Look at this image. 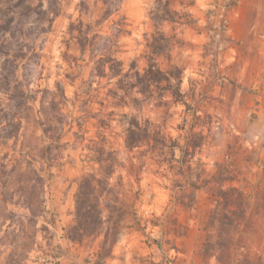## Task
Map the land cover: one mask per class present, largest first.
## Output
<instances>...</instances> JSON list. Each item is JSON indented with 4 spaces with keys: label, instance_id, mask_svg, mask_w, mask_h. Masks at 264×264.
<instances>
[{
    "label": "rangeland",
    "instance_id": "obj_1",
    "mask_svg": "<svg viewBox=\"0 0 264 264\" xmlns=\"http://www.w3.org/2000/svg\"><path fill=\"white\" fill-rule=\"evenodd\" d=\"M80 1L60 0L59 14L49 31L39 34L42 24L49 26L42 13L45 0L41 9H35L38 0H30L32 9L20 0H0V38L11 36L14 50L24 40L35 41L40 54V64L29 79L30 109L15 138L0 139V264H252L251 251L242 249L256 248L258 234L264 231V153L242 158L240 173L247 169L246 174L226 177L228 169H224L214 177L222 184L212 193L218 205L209 209V193L202 194L201 225L199 220L186 219V208L200 195L198 191L178 204L173 202L172 189L180 186L173 176H179L180 170L175 161L177 149L173 153L171 148L185 143L177 137L189 116L202 121L211 133L214 116L226 104L243 119L248 96L256 95L251 103L259 110V92L264 90V0H169L167 18L172 21L165 22L152 20L156 0L123 1L119 16L114 17H123L125 24L115 55L123 64L121 76L132 63L143 72L152 37L161 31L171 48L153 57L172 80L179 75L173 66L178 68L180 98L155 88L144 98L128 88L117 89L118 77L90 78V67L68 33L69 24L79 18ZM10 18V33L1 36V26ZM2 60L1 56L0 64ZM1 70L0 66V77ZM22 71L20 67L16 73L19 79ZM243 84L249 87L242 88ZM2 88L0 128L6 124L9 102ZM57 88L65 96L59 101L66 116L61 140L66 146L60 158L48 163L41 159L50 144L42 128H50L48 136L59 133L51 104ZM132 118L149 130L157 126L165 147L156 143L150 149L146 139L139 148L126 147L124 138ZM258 118L256 113L248 117ZM216 131L222 129L217 126ZM192 141L198 143V139ZM86 146L114 151L116 168L110 183L118 186L113 200L119 207L99 235L72 243L65 231L74 219L77 186L65 183L58 161L67 163V155L88 161ZM206 147H212L211 141L202 143L201 150ZM206 159L196 150L192 167ZM31 170H39L42 189L26 185L27 179L35 178ZM39 193L44 202L33 223L26 219L29 212L24 202L37 209ZM212 212L214 258L208 260L200 252Z\"/></svg>",
    "mask_w": 264,
    "mask_h": 264
},
{
    "label": "trees",
    "instance_id": "obj_2",
    "mask_svg": "<svg viewBox=\"0 0 264 264\" xmlns=\"http://www.w3.org/2000/svg\"><path fill=\"white\" fill-rule=\"evenodd\" d=\"M46 7L42 11L43 15L47 17L49 23L48 27H44V24L40 26L38 33H46L49 31L52 20L59 14L60 0H45ZM124 0H81L79 8V18L75 23L69 24L68 33L76 41L79 50V56L83 61H86V65L90 67V78L101 79L104 77L119 78L116 83L117 89L135 91L142 97L151 95L153 89H158L162 92L171 91L173 98H180L182 96L180 92L181 77L178 68L176 78L171 79V74L162 70L160 65L155 61L154 55H163L166 50H170L171 44L169 38H167L163 32L157 31L152 37L150 47L152 49L151 54L148 57L147 65L142 73H140L132 63L129 71L122 75L123 64L116 58L117 48L119 47V36L124 32V18L119 17L114 20V17H118L121 6ZM20 3L27 9H32L30 0H20ZM169 0H156L155 12L152 13V20L160 21H172L167 18L170 12ZM44 5L43 0H38L35 9H41ZM92 8V9H91ZM11 18L7 20L6 24L1 26L2 35L10 33L9 23ZM111 22L109 26L107 23ZM12 37L0 38V57L3 60L1 66L0 86L2 85V91L6 95H9V102L7 104L8 113L6 124L0 128V139L2 138H15L17 135L22 121L26 117V111L29 107V79L32 75V70L40 64V54L36 50L35 41L31 43L25 40L17 47V50L13 48ZM13 51H16L13 53ZM168 59V57H167ZM22 68V78L19 79L16 73L19 68ZM128 78L123 80L122 78ZM172 81H175L173 86ZM92 83V81L90 82ZM89 83V84H90ZM122 85V86H121ZM58 93L52 94L51 104L53 106L55 114V123L59 131L57 135L48 136L49 129L42 128L44 136L50 140V144L44 149L42 160L53 163L60 158L61 153L65 148V144L61 143L64 129L66 126V116L61 110V102L59 100H65L64 93L61 88H57ZM125 91V90H124ZM45 92V91H43ZM48 93V92H47ZM163 96V95H162ZM138 98H134V102H137ZM127 134L124 138V144L131 149L139 148L143 145L144 139H146L147 146L150 145V149L155 147L156 143H159L161 147H165L162 140L164 138L161 130L154 125H151V129L146 126L142 127L141 124L132 118L127 124ZM192 145L184 148L181 156V163L177 166L180 170L179 175L184 171L183 164L187 163L189 169L192 168L193 159L196 154V149H201L202 143L195 146L198 143L191 141ZM179 145L171 148L174 153L175 149ZM89 152V160L93 165H101L104 169V174L108 175L111 179L112 174L116 168V161L114 158V151H106L104 147L95 146L91 148L86 146ZM175 159V158H174ZM3 158H0L2 161ZM177 161V160H175ZM3 167L5 165L3 164ZM31 173L35 178L27 179L26 185L36 189V187H43V177L39 173V170H31ZM109 179V183H110ZM33 182V185L30 183ZM194 186V185H193ZM77 195L76 194V191ZM73 196L74 212H76V225L72 228L70 226L66 229V238L72 243H81L83 239L96 235L94 231L98 226V212L95 204L89 199L91 196L92 188L90 181L85 179L79 189L78 186ZM194 193H191V195ZM226 195V194H225ZM242 195L239 193V198ZM36 201L38 208L33 209L29 202H24V207L29 212V216L26 218L30 222H35V218L42 212V204L44 200L37 196ZM5 202V201H2ZM212 218L208 220L206 227H212ZM11 222V220L9 219ZM11 224L7 225L10 228ZM213 248L211 244V235H207L206 242L203 246L204 255L212 253Z\"/></svg>",
    "mask_w": 264,
    "mask_h": 264
},
{
    "label": "clouds",
    "instance_id": "obj_3",
    "mask_svg": "<svg viewBox=\"0 0 264 264\" xmlns=\"http://www.w3.org/2000/svg\"><path fill=\"white\" fill-rule=\"evenodd\" d=\"M172 84L175 86V81H172ZM241 87L246 89L249 85L243 84ZM259 97L261 104L259 110H257V107L251 103L257 98L256 95L248 96V112L243 119L239 118L237 111L228 104L219 109L213 118L211 133L207 131L206 125L202 121L196 122L192 120L191 116L188 117L189 123L177 137V139L185 142L177 148V164L181 163L184 148L189 145L193 146L191 143L193 139H198V144L195 146L201 143L208 145L211 141L212 147H206L203 150L197 147L196 150L202 151V154L207 157L205 162L203 164L198 163L191 169H189L187 163H184L182 165L184 171L179 176H173V179L178 180L180 185L172 189L174 203L178 204L181 199L188 197L190 193H197L198 191L200 194L192 202L191 207L186 208V219L199 220L202 225L203 217L200 210L202 194L209 193L207 200L209 209L218 205V201L212 193L222 187V184L217 183L214 177L218 176L224 169H228L225 172L226 177L241 174L242 164L240 161L243 157H259L264 153V90L259 92ZM253 113H256L259 118L249 120L248 117L252 116ZM216 117H219V119ZM217 126L222 129L219 133L216 131ZM233 132L236 133L235 136H233ZM213 136L215 139H213ZM237 139L239 143H237ZM65 159L67 163L60 160L58 164L63 165L62 175L65 177L66 184H75L79 189L85 179L90 181L92 192L89 199L96 206L99 221L94 233L99 235L105 226L112 221L116 212L114 210L119 207V202L113 200V196L118 192V186L109 183L110 177L104 174L102 164L93 165L91 160L82 162V157L81 159H74L71 155H67ZM261 167H264V162H261ZM246 173L247 169L243 174ZM77 192L78 190L75 195H77ZM76 223L75 212L70 228L74 227ZM249 250L252 253L250 256L252 264H264V231L258 234L256 248L249 249L246 247L242 249V251Z\"/></svg>",
    "mask_w": 264,
    "mask_h": 264
},
{
    "label": "crops",
    "instance_id": "obj_4",
    "mask_svg": "<svg viewBox=\"0 0 264 264\" xmlns=\"http://www.w3.org/2000/svg\"><path fill=\"white\" fill-rule=\"evenodd\" d=\"M210 217H213L212 218V227H210V228H207L206 227V224H207V222H208V220L210 219ZM208 220L206 221V223H205V232L207 233V235L209 234V235H211V242L213 241V239H212V237H213V230H214V223H215V219H214V214H213V212L210 214V216L208 217ZM204 245V244H203ZM212 252H214V250L212 251ZM203 256H205L208 260H210V259H212V258H214V253L212 254H210V256L209 255H204V253H203V249H201V252H200Z\"/></svg>",
    "mask_w": 264,
    "mask_h": 264
}]
</instances>
